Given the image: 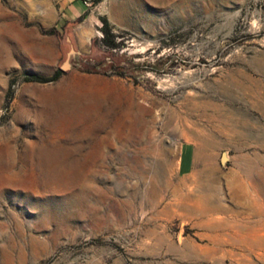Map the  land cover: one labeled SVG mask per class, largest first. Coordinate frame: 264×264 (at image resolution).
Returning <instances> with one entry per match:
<instances>
[{
    "label": "rangeland",
    "instance_id": "rangeland-1",
    "mask_svg": "<svg viewBox=\"0 0 264 264\" xmlns=\"http://www.w3.org/2000/svg\"><path fill=\"white\" fill-rule=\"evenodd\" d=\"M0 264H264V0H0Z\"/></svg>",
    "mask_w": 264,
    "mask_h": 264
},
{
    "label": "trees",
    "instance_id": "trees-1",
    "mask_svg": "<svg viewBox=\"0 0 264 264\" xmlns=\"http://www.w3.org/2000/svg\"><path fill=\"white\" fill-rule=\"evenodd\" d=\"M85 1V0H83ZM95 0H92L94 2ZM83 17H79L77 21H81ZM102 27L100 28L102 32V37L99 40L100 45L106 49L108 52H111L113 50H117L121 47V42H118L116 39V36L111 32L109 29L108 23L105 19H101ZM47 35H55L59 36V32L55 28H51L49 30L44 31ZM81 71L87 72V73H93L94 71L91 70L89 67H82ZM97 73V72H95ZM63 75V71L56 70L55 73L51 77H42L38 75H29L25 77L26 82H36V83H51L57 81L61 76ZM118 75L122 76L123 74L121 72L118 73Z\"/></svg>",
    "mask_w": 264,
    "mask_h": 264
},
{
    "label": "crops",
    "instance_id": "crops-1",
    "mask_svg": "<svg viewBox=\"0 0 264 264\" xmlns=\"http://www.w3.org/2000/svg\"><path fill=\"white\" fill-rule=\"evenodd\" d=\"M73 5V11L77 14L80 15L81 13L79 12V7L82 5L81 1H76Z\"/></svg>",
    "mask_w": 264,
    "mask_h": 264
},
{
    "label": "bare ground",
    "instance_id": "bare-ground-1",
    "mask_svg": "<svg viewBox=\"0 0 264 264\" xmlns=\"http://www.w3.org/2000/svg\"><path fill=\"white\" fill-rule=\"evenodd\" d=\"M64 151H65V150H64ZM49 152H50V151H49ZM49 152H46V153H49ZM51 152H52V151H51ZM54 152H55V151H54ZM54 152H53V153H54ZM58 152H59V151H58ZM56 153H57V152H56ZM63 156H64V155H63ZM52 157H53V156H52ZM56 157H60V156H56V155H55V158H56ZM53 160H54V162H56V163H57L58 165H60V166H61V164L66 163L65 158H64V159H53ZM64 166H65V165H64ZM64 166H63V167H64Z\"/></svg>",
    "mask_w": 264,
    "mask_h": 264
},
{
    "label": "water",
    "instance_id": "water-1",
    "mask_svg": "<svg viewBox=\"0 0 264 264\" xmlns=\"http://www.w3.org/2000/svg\"><path fill=\"white\" fill-rule=\"evenodd\" d=\"M87 1H91V0H87ZM73 53V51H72ZM69 57L67 58V60L63 63V65L60 67L61 71H66L69 68V61H68Z\"/></svg>",
    "mask_w": 264,
    "mask_h": 264
},
{
    "label": "built area",
    "instance_id": "built-area-1",
    "mask_svg": "<svg viewBox=\"0 0 264 264\" xmlns=\"http://www.w3.org/2000/svg\"><path fill=\"white\" fill-rule=\"evenodd\" d=\"M85 3H87V2H85Z\"/></svg>",
    "mask_w": 264,
    "mask_h": 264
}]
</instances>
